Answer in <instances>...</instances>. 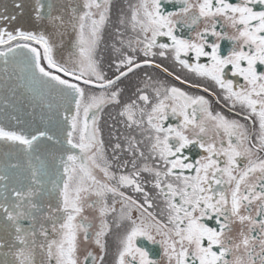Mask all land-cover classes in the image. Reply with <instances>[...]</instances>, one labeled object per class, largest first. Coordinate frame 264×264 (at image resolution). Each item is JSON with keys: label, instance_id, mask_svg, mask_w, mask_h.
Returning a JSON list of instances; mask_svg holds the SVG:
<instances>
[{"label": "snow or ice", "instance_id": "snow-or-ice-1", "mask_svg": "<svg viewBox=\"0 0 264 264\" xmlns=\"http://www.w3.org/2000/svg\"><path fill=\"white\" fill-rule=\"evenodd\" d=\"M32 15L41 30L0 26V112L45 125L0 122L26 162L0 163V264H264V0H34ZM145 68L164 78L132 82Z\"/></svg>", "mask_w": 264, "mask_h": 264}, {"label": "flooded vegetation", "instance_id": "flooded-vegetation-1", "mask_svg": "<svg viewBox=\"0 0 264 264\" xmlns=\"http://www.w3.org/2000/svg\"><path fill=\"white\" fill-rule=\"evenodd\" d=\"M19 2L23 5V8L21 10H16L14 8V5H13V0H0V14L15 15L17 17L16 20H14V21L9 20L7 23L0 21V26L9 28L10 30H12V28H14V25H16V28H18V26H19L20 28H23L24 30H35V31L41 30L43 26L41 24H39L38 22H36L33 19V15H32V8H33L34 0H19ZM117 3L118 4H124L125 0H117ZM165 7L168 10H174V6L172 4H167V5H165ZM17 20H21L19 25L16 24ZM181 34L184 36L189 35L187 29H185ZM224 47L225 48L228 47L227 42L224 43ZM144 72H149V73H152L155 75H159L161 79L164 78L162 73H159L153 69L145 68V69H141L140 72H138L135 76H133L131 78L132 82H135L137 80V78L142 76V74ZM128 83L129 82L126 81L125 85H127ZM184 87L189 92L196 91L194 89L187 88V86H184ZM4 94L7 95V93H4ZM127 94H130V91H129V93H126V95ZM209 98L211 99V97H209ZM213 107L215 110H221L220 106L216 105L214 101H213ZM30 112L32 113L31 115L29 114ZM40 114L41 113H40L39 108H36L35 110H33V109L25 107L23 104H18L16 106V109L9 107L6 110H3L2 112H0V122H3L4 125H7L9 127H11L13 125V123L19 124L21 126L24 125V127H26L25 125L28 126V121H30V118L33 116L39 122L37 124L36 123H34V124H36V125L41 124L42 126L39 128H42V127L44 128L45 125L40 120ZM13 115L17 116L19 118V120L21 121V123H17L16 121L11 120V116H13ZM104 122L105 123L108 122L107 113H105V115H104ZM16 131H18V130H16ZM25 133L30 134V132H28V131H25ZM105 134H107V128L106 127H105ZM197 151H198L197 149H192L191 152L188 154L195 157ZM22 164H25V166H23V167L26 168L25 161L22 162L21 165Z\"/></svg>", "mask_w": 264, "mask_h": 264}, {"label": "rangeland", "instance_id": "rangeland-1", "mask_svg": "<svg viewBox=\"0 0 264 264\" xmlns=\"http://www.w3.org/2000/svg\"><path fill=\"white\" fill-rule=\"evenodd\" d=\"M59 2H62V0H58ZM21 22V20H17L16 24L19 25ZM21 26V25H20ZM16 28V25H14V28H12V30H14ZM18 28H20L18 26ZM23 29V28H22ZM6 110V109H5ZM34 123H39L36 118H34L33 116L30 118V121H28V126L25 125L26 127H24V125H19V124H14L11 126V128H13L14 130H25L28 131L30 133L34 132L35 129L41 127V124H34ZM34 124V125H33ZM7 126V125H6ZM9 127V126H8ZM43 128V127H42ZM19 145L16 146V148H10L8 146H5L3 144H0V163H4L6 164L7 162H12V163H19L21 165L22 162L25 161V157L24 154L22 152H20L19 149ZM10 153L9 155L5 156V153ZM26 163V162H25ZM25 166V164L21 165L20 169H13V170H9V175H15L18 173H21L25 168L23 167Z\"/></svg>", "mask_w": 264, "mask_h": 264}]
</instances>
